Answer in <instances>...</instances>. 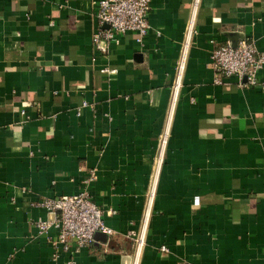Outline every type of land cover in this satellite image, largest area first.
<instances>
[{
    "label": "crops",
    "instance_id": "0c3cea01",
    "mask_svg": "<svg viewBox=\"0 0 264 264\" xmlns=\"http://www.w3.org/2000/svg\"><path fill=\"white\" fill-rule=\"evenodd\" d=\"M96 1L0 0V264H264V65L211 60L231 32L264 53V0H151L105 53ZM91 171L111 233L70 256L39 202Z\"/></svg>",
    "mask_w": 264,
    "mask_h": 264
},
{
    "label": "built area",
    "instance_id": "2783aa9c",
    "mask_svg": "<svg viewBox=\"0 0 264 264\" xmlns=\"http://www.w3.org/2000/svg\"><path fill=\"white\" fill-rule=\"evenodd\" d=\"M151 0H98L96 1V18L99 28L93 34L94 49L107 52L108 44L117 41L118 36L125 32H134L137 41H142L149 29L148 14ZM107 26V27H105ZM212 66L216 72L215 82L222 78L235 76L238 86L248 87L258 83L257 74L264 65V53L257 52L254 43L246 38L240 39L234 48L229 43L215 49L211 55ZM183 64L178 66L180 74ZM102 72L112 74L114 70L107 67ZM179 79L174 84V92L179 87ZM163 143L165 140L163 139ZM91 171L84 178V188L79 192L59 197L44 199L39 202L53 214L51 220H37L35 227L38 232H46L54 227L57 230L54 244L62 248L70 256L94 242V234L102 232L110 234L103 216L105 210L97 206L91 199L86 187L94 180ZM154 186L150 190L153 195ZM143 244V237L137 239L138 249ZM158 253L168 252L166 246H160ZM71 263V259L70 262Z\"/></svg>",
    "mask_w": 264,
    "mask_h": 264
},
{
    "label": "water",
    "instance_id": "95a60500",
    "mask_svg": "<svg viewBox=\"0 0 264 264\" xmlns=\"http://www.w3.org/2000/svg\"><path fill=\"white\" fill-rule=\"evenodd\" d=\"M105 27H107V26H105ZM228 36L230 37L231 46L234 47V48L237 46L238 41L240 39L244 38L243 35L240 34L239 32H231L230 34H228ZM106 237H107V234L102 233V232H96L94 234V239L95 240L96 239L104 240V239H106Z\"/></svg>",
    "mask_w": 264,
    "mask_h": 264
}]
</instances>
